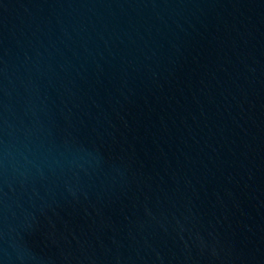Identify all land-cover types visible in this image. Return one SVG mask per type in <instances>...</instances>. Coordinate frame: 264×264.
<instances>
[{"label": "water", "instance_id": "95a60500", "mask_svg": "<svg viewBox=\"0 0 264 264\" xmlns=\"http://www.w3.org/2000/svg\"><path fill=\"white\" fill-rule=\"evenodd\" d=\"M256 0H0V264H136Z\"/></svg>", "mask_w": 264, "mask_h": 264}]
</instances>
